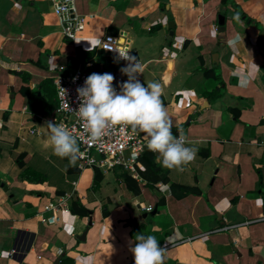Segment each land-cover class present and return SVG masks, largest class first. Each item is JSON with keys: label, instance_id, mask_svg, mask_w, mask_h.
<instances>
[{"label": "crops", "instance_id": "0c3cea01", "mask_svg": "<svg viewBox=\"0 0 264 264\" xmlns=\"http://www.w3.org/2000/svg\"><path fill=\"white\" fill-rule=\"evenodd\" d=\"M158 1L73 0L83 23L66 38L49 0H0V264H52L55 257L56 264H134L137 234L157 238L164 264H264V27L255 22H264V0H239L248 18L224 6L221 31L220 0H168L167 41L169 18ZM154 23L159 28L146 34ZM113 26L141 63L137 79L161 85L173 135L196 149L182 171L163 167L153 152L165 179L149 187L138 173L134 192L118 168L79 169L54 155L50 108L37 107L47 103L53 72L70 68L87 40H120L94 34ZM237 34L243 39L230 46ZM212 63L221 83L203 72ZM11 152L23 153L22 166ZM60 194L66 207L51 223L39 220L35 210ZM73 194L87 215L69 211Z\"/></svg>", "mask_w": 264, "mask_h": 264}, {"label": "clouds", "instance_id": "9594fccd", "mask_svg": "<svg viewBox=\"0 0 264 264\" xmlns=\"http://www.w3.org/2000/svg\"><path fill=\"white\" fill-rule=\"evenodd\" d=\"M242 39L237 34L228 43L230 46L235 45ZM87 41L89 51L95 48L115 51L119 59L127 61L126 66L120 69L127 76V80L119 85V91L113 85L115 77L111 73L89 74L83 85L76 89L79 106L75 110L69 109L67 90L61 88L65 106L74 111L89 141H100L116 126L131 127L133 131L147 136V147L158 154L159 164L168 169L182 171L183 166L194 159L196 149L188 146L187 138L182 134L173 135L171 119L161 100V85L157 82L145 84L137 79V74H142L143 68L137 57L129 54L131 48L110 46L100 37ZM46 124L49 138L47 147L57 157L68 158L70 165H75L80 157L79 138L62 124ZM67 229H72L70 223ZM167 242L172 241L169 239ZM130 251L134 264H164L165 248L159 245L154 235L137 234Z\"/></svg>", "mask_w": 264, "mask_h": 264}, {"label": "built area", "instance_id": "2783aa9c", "mask_svg": "<svg viewBox=\"0 0 264 264\" xmlns=\"http://www.w3.org/2000/svg\"><path fill=\"white\" fill-rule=\"evenodd\" d=\"M51 9L57 16L61 25V32L66 38H73L75 33L80 30L83 23V17L74 12L73 0H49ZM109 36L119 35L120 40L117 42L109 41L108 44L116 47H126L127 40L124 38L123 32H116L115 35L106 34ZM117 43L119 45H117ZM101 54H112L114 63L121 64L122 59H119L115 51L106 53L101 49ZM131 55V53H129ZM118 67L112 65L111 74L115 77L113 81L114 87L119 91V85L127 80V76L122 74L120 69L126 66ZM105 64L101 63L94 53L90 57L76 58L70 65V68H61L53 72L51 83L54 89L55 105L49 109L46 114V122H54L68 127L79 138L80 157L77 160L78 168L86 166L94 167L99 170H107L115 167L126 169L130 176L138 179V167L140 165L139 157L146 149L148 138L139 131H133L131 127L116 126L98 142H91L84 133L83 125L74 115V111L79 106V99L76 89L83 85L85 78L95 73H107ZM75 78V79H74ZM67 90L66 97L69 109L65 106L62 96V89ZM177 134L176 136H180ZM149 150V149H148ZM66 207V195L60 194L53 198L47 199L40 208L36 209L34 215L41 221L48 223L56 219L55 212ZM145 210H150L151 206L146 205ZM14 251L11 249L10 252Z\"/></svg>", "mask_w": 264, "mask_h": 264}, {"label": "trees", "instance_id": "16d2710c", "mask_svg": "<svg viewBox=\"0 0 264 264\" xmlns=\"http://www.w3.org/2000/svg\"><path fill=\"white\" fill-rule=\"evenodd\" d=\"M226 4V0H220V6L224 7ZM218 12H224L223 10L219 9ZM152 28V27H151ZM94 34H96V36H101L103 34H110V35H115L116 34V30H111L110 28H107L106 31L101 32V31H97ZM78 57L80 58H84V57H90L91 55H93L94 53L96 55H100L101 51L98 49H93L92 51H89L88 49H79L78 51ZM201 60L200 56H198V61ZM123 63L127 62L122 60ZM111 65V64H109ZM108 64H105V67L109 66ZM213 67L210 66L208 68L203 67V72L206 74H208L209 72L212 74V77L215 79V81H218L219 83H221V79L219 76L218 72H214ZM50 81V80H48ZM52 84V83H51ZM53 87V86H52ZM54 91V89H53ZM21 92L23 94H25L27 92V88L22 86L21 88ZM210 92L208 90H205V96L210 97ZM48 94V100L47 103L44 100H40L37 102V107H38V111H42L43 107L47 106L49 108H52L55 105V96H54V92L51 94V91L47 92ZM216 96L219 95V92L217 91ZM54 96V97H53ZM11 155L13 156L14 161L19 165L22 166L23 165V161H22V155L23 153H13L11 152ZM139 161L140 164L143 166L142 169H138V173L139 175L144 178V185L150 186L152 185V182H155L159 179H165V175L163 172H161V170L155 165L154 163V153L148 149L144 150L142 152V154L139 157ZM25 173L29 172V169L27 167H23L22 169ZM95 170H97V168H95ZM119 175L122 179V181L125 184V187L130 190V191H136L137 190V183L136 180L130 176L129 172L126 169H120ZM98 179V175L95 176V180ZM31 194V192H28L26 195ZM69 207V211L72 213H75L79 216H85L88 214V208L83 205L80 201L79 198L77 197L76 194L71 195V200L70 203L68 205Z\"/></svg>", "mask_w": 264, "mask_h": 264}, {"label": "rangeland", "instance_id": "374dc122", "mask_svg": "<svg viewBox=\"0 0 264 264\" xmlns=\"http://www.w3.org/2000/svg\"><path fill=\"white\" fill-rule=\"evenodd\" d=\"M168 3V0H159L158 1V8L160 9V8H163V11H164V15L166 16V17H168L169 19H172L173 18V16L169 13V8H167V6H166V4ZM109 4H111V2H109ZM226 6H229L230 8H231V10L232 11H234V12H237V15H244V14H246V17L248 18L249 16L247 15L248 13L246 12V10L242 7V5H241V2L239 1V0H226V4H225V7ZM219 9H221V10H223L224 11V9H223V7H221L220 6V4H219V6H218V9H217V12H218V10ZM227 15H228V13H226V18H227ZM254 19V18H253ZM256 21V24L258 25V26H262V27H264V22H262L261 20H259V19H255ZM159 26H160V24L159 23H154L153 25H151V27H152V30L149 32H147L146 34H150V33H155L154 31L157 29V28H159ZM166 26H167V24H166ZM138 26H136V28H137ZM116 29V27L115 26H113V30H115ZM166 29H167V27H166ZM76 33H78V31L76 32ZM75 33V34H76ZM164 37H165V41H167L168 39H171L172 38V35L171 34H168V31L166 32V33H164ZM76 46H79L78 45V43H76L75 44ZM79 48V47H78ZM96 58L101 62V63H103V64H111V65H109V66H107L106 68H105V70H106V72L107 73H110L111 72V66L112 65H116V66H118V67H121V66H123V64L124 63H121V64H115L114 63V56L112 55V54H109V53H106V54H100V55H96ZM196 63H198L197 62V60H196ZM210 66H212L213 67V71L215 72H218L219 73V67H218V65H217V63H212V64H210ZM49 86H50V91H51V94L54 92L53 91V87H52V84L51 83H49L48 84ZM115 168H118V167H115ZM118 169H121V168H118ZM150 187V186H149ZM149 213H150V211H149Z\"/></svg>", "mask_w": 264, "mask_h": 264}, {"label": "water", "instance_id": "95a60500", "mask_svg": "<svg viewBox=\"0 0 264 264\" xmlns=\"http://www.w3.org/2000/svg\"><path fill=\"white\" fill-rule=\"evenodd\" d=\"M216 19H217L216 29L218 31H221L223 29L224 14L222 12H218L217 16H216ZM166 24H167V27L169 28L168 33L172 34L173 21L171 19H169ZM212 57H214V59H216V54L212 53ZM0 185L3 186V189H6V185H3V183H1V182H0ZM87 222L90 223V220H88ZM58 259H59V257H55V259L53 260L52 264H56Z\"/></svg>", "mask_w": 264, "mask_h": 264}]
</instances>
